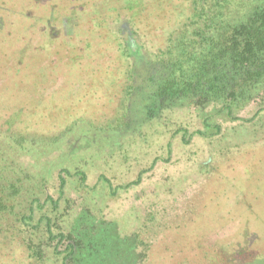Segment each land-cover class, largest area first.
<instances>
[{
    "label": "rangeland",
    "instance_id": "1",
    "mask_svg": "<svg viewBox=\"0 0 264 264\" xmlns=\"http://www.w3.org/2000/svg\"><path fill=\"white\" fill-rule=\"evenodd\" d=\"M166 3L50 0L42 9L28 0H14L0 5V30L13 36L8 44L1 43L0 51L6 47L17 52L0 67V140L10 131L28 139L61 136L40 155L26 143L27 151H20L17 162L35 173L46 162L55 165L45 183L53 198L58 196L61 168L70 169L65 188L70 208L61 224L70 223L78 237L91 234V223L101 233H136L145 245L143 264H264L261 101L234 110L239 119L216 113L212 105L203 110L164 108L159 118H147L135 106L145 62L154 59L161 44L163 25L154 14L166 13ZM146 12L153 23L145 21ZM128 40L138 47L137 54L123 53ZM23 67L29 75L22 73ZM132 68L136 74L129 94L126 85L132 78L127 73ZM211 114L212 123L220 126L218 133L203 124V117ZM82 123L107 129V135L116 129L117 134L108 145L90 134L92 143L85 144L77 127ZM78 169L85 172L84 182L74 174ZM60 203L63 208V199ZM46 210L40 208L36 219ZM84 215L89 216L86 222L80 219ZM15 236L0 251V263L6 256L8 264H62L64 241L46 245L48 235L38 232ZM22 237L43 242L42 262L31 263ZM129 249L134 264L139 255ZM86 251L77 254L78 264L95 263ZM198 251L203 257L210 252V257L187 258Z\"/></svg>",
    "mask_w": 264,
    "mask_h": 264
},
{
    "label": "trees",
    "instance_id": "2",
    "mask_svg": "<svg viewBox=\"0 0 264 264\" xmlns=\"http://www.w3.org/2000/svg\"><path fill=\"white\" fill-rule=\"evenodd\" d=\"M13 1L0 0V5L6 7ZM28 1L33 2L35 7L40 5L41 8L50 4V0H40L38 3L35 0ZM167 1L168 11L162 12V16L154 14L155 20L163 25L160 26L161 44L153 53L154 59L145 62L146 73L140 77L135 106L144 111L147 118H157L158 112L164 108L192 106L203 110L212 105L218 109L216 113L239 119L234 110L255 99L261 101V109H264V0ZM23 4L22 2L21 5ZM28 5L30 6L29 3ZM145 9L142 8L141 12H145ZM143 15L145 21L153 23L148 18L151 14L146 12ZM3 31L2 28L0 45L13 40L12 35L7 37ZM126 44L123 53H138V47L131 41L128 40ZM4 50L0 51V67L11 54H17L14 49L7 51L5 47ZM25 67L22 68V73L27 76L29 71H25ZM130 71L127 78H132V82L136 70L132 68ZM133 83L125 84L126 93L130 94L131 89L134 91ZM1 93L3 92H0V96ZM259 112L260 110L257 114ZM211 119L212 114L206 115L203 117V124L205 127L215 128L214 133H218L220 126L212 123ZM77 127L82 133L79 137L85 144L92 143L90 134L100 138L102 145H108L110 136L113 138L117 134L116 129L112 130L111 135H107V129L90 127L83 123ZM195 133L206 135L202 130H196ZM59 140L61 136L28 139L27 135L20 131H10L6 140H0V251L4 250L5 245L15 238V235L27 231L34 235L37 232L48 235L46 245H50L53 240L64 241L65 255L62 264H78L77 254L85 250L88 255L95 256L93 264H131L129 248H133L139 255L134 264H143L147 257L145 245L136 233L113 235L106 230L101 233L97 224L91 223V234L87 232L88 237H78L74 230L67 226L70 223L62 226L61 217L66 215L65 212L70 208V200L65 196L67 177L72 176L69 168H61L58 174V196L53 198L46 192L45 183L52 175L55 165L46 162L41 170L35 173L28 172L17 162L20 151H27L26 143L34 149L32 150L35 154L40 155L46 152L44 149H50L53 144L57 145ZM38 144L40 148L37 149ZM74 174L79 177L80 183L85 181L83 170L78 169ZM139 179L140 176L131 183H137ZM104 180L108 182L105 178ZM108 186L111 188L110 184ZM115 191L116 189H113L110 193L114 195ZM62 199L63 208L60 203ZM44 206H47L48 210L40 212L36 219L38 210ZM85 210L90 214L88 208ZM85 217L89 218L84 215L80 219L86 222ZM105 223L106 221L99 222L101 225ZM22 241L28 249L31 263L42 262L43 242L41 245L31 239L27 242L24 237ZM53 250L57 252L56 247ZM196 252L187 258L207 260L210 257V252L204 254V257L201 251H198L199 255ZM211 252L212 257L213 251ZM8 258L3 256L0 264L10 263ZM248 258L249 256L245 260L251 259Z\"/></svg>",
    "mask_w": 264,
    "mask_h": 264
}]
</instances>
